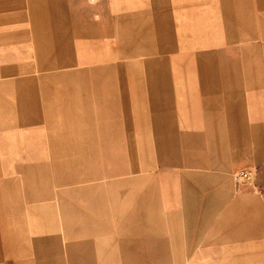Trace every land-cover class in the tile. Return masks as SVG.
Masks as SVG:
<instances>
[{"label": "rangeland", "instance_id": "obj_1", "mask_svg": "<svg viewBox=\"0 0 264 264\" xmlns=\"http://www.w3.org/2000/svg\"><path fill=\"white\" fill-rule=\"evenodd\" d=\"M37 1L45 0H0V9H8L0 14L13 19L16 3ZM140 3L145 9L131 13L129 35L117 23L105 34L73 18L64 36L56 26L53 65L39 62L35 74H14L18 54L0 60L10 63L0 69V117L18 119L21 110L7 100L22 97V128L8 120L7 128L16 129L9 133L40 141L38 151H0V199L16 209L67 197L72 223L80 221L87 240L99 229L117 245V264H221V252L202 245L214 220L206 192L197 193L190 180L195 169L184 165L182 205H176L175 141L158 136L166 130L161 126L177 121L184 150L210 159L227 146L224 123L246 116L261 121L264 141V0ZM159 20L160 30L154 26ZM162 27L165 34L158 35ZM226 80L242 85L229 89ZM19 83L26 90H10ZM128 109L136 121L130 132ZM148 124L150 139L143 134ZM239 169L233 172L238 185Z\"/></svg>", "mask_w": 264, "mask_h": 264}, {"label": "crops", "instance_id": "obj_2", "mask_svg": "<svg viewBox=\"0 0 264 264\" xmlns=\"http://www.w3.org/2000/svg\"><path fill=\"white\" fill-rule=\"evenodd\" d=\"M78 1L80 2L73 6L60 4L57 7L52 3L53 0L16 3L13 19H4L0 14V60L18 54L21 59L13 64L19 67V71L14 74H35L34 69L39 62L53 65L50 44L55 42L56 26L64 36L73 18L80 25L97 26L101 29V34H105L117 23L125 27L129 35L133 19L131 13L143 12L145 9L141 0H136L135 3L133 0H91L92 3H87V0ZM76 13L79 20L76 19ZM125 16L127 24L122 19ZM138 18L145 19L146 16L139 15ZM162 22L163 20H159L158 25H154L155 28L160 30ZM162 30L158 35L165 34V27ZM9 64L0 62V69ZM28 69L31 73H26ZM230 82L226 80L223 85L228 87ZM20 85L26 90V86L20 83L9 85V88L17 92L21 90ZM241 85L242 81L238 80L230 86ZM29 99L37 101L34 96ZM23 100L18 95H10L7 100L10 105L16 103L14 107L21 110V114L13 121L0 117V151H22L24 146V151L39 150V140L22 139L9 133L15 128H7L8 120L22 128V114L25 112L24 107L19 104ZM31 109L30 115L35 117L36 108L32 105ZM125 123L126 131L135 130L136 121L129 109ZM172 124H168V127L161 126L160 129L166 130H161L158 138L175 141V159L171 168L174 172L175 204L182 205L184 165L195 169L196 175H191L190 180L197 193L206 192L208 216L214 220L202 245H207L213 251H220L221 264H264V141L261 121L258 118L231 116L230 122L224 123L223 127L228 139L227 146L224 151H214L210 159L202 156V151L190 148L184 150L182 128L177 121ZM147 129L149 130L143 134L146 139H150L149 124ZM217 131L220 132V129ZM103 143L104 138H100L96 143L97 148H103ZM61 144L65 148V138ZM161 144L159 151L162 152L164 148ZM42 145L48 151V141L44 144L42 141ZM54 145L57 146L56 143ZM239 168H254V178L246 183L236 178L241 183L238 185L234 181L233 172ZM246 184L247 188L240 186ZM43 200L38 201L40 206L30 204L14 209L4 206L0 199V263L117 264L116 256L120 262L117 245L107 242L99 229L95 231L93 240H87V233L78 227L80 221L72 223L67 197ZM105 243L106 248L102 251ZM107 260L110 262L107 263Z\"/></svg>", "mask_w": 264, "mask_h": 264}, {"label": "built area", "instance_id": "obj_3", "mask_svg": "<svg viewBox=\"0 0 264 264\" xmlns=\"http://www.w3.org/2000/svg\"><path fill=\"white\" fill-rule=\"evenodd\" d=\"M254 168L241 169L236 172V178L240 182H247L253 178ZM0 264H7L5 262Z\"/></svg>", "mask_w": 264, "mask_h": 264}]
</instances>
